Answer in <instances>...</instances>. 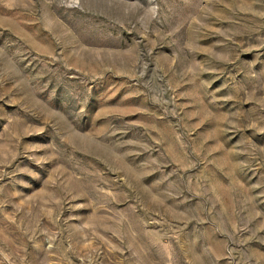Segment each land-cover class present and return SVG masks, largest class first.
I'll list each match as a JSON object with an SVG mask.
<instances>
[{"label": "rangeland", "instance_id": "rangeland-1", "mask_svg": "<svg viewBox=\"0 0 264 264\" xmlns=\"http://www.w3.org/2000/svg\"><path fill=\"white\" fill-rule=\"evenodd\" d=\"M134 2L0 0V264H264V0Z\"/></svg>", "mask_w": 264, "mask_h": 264}, {"label": "clouds", "instance_id": "clouds-1", "mask_svg": "<svg viewBox=\"0 0 264 264\" xmlns=\"http://www.w3.org/2000/svg\"><path fill=\"white\" fill-rule=\"evenodd\" d=\"M127 2V0H125ZM80 3V0H70V5H78ZM138 7H144V5L139 4V0H135L134 3H131L128 5L129 9H136ZM159 12V6L155 3L151 4L147 7V10L143 16L140 17V20L142 22V27L145 31L148 30L149 25L152 23V21L156 20L158 17Z\"/></svg>", "mask_w": 264, "mask_h": 264}]
</instances>
